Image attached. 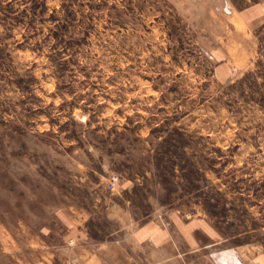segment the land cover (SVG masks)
<instances>
[{
    "label": "rangeland",
    "instance_id": "1",
    "mask_svg": "<svg viewBox=\"0 0 264 264\" xmlns=\"http://www.w3.org/2000/svg\"><path fill=\"white\" fill-rule=\"evenodd\" d=\"M221 1L0 0V264L170 213L264 264V14L223 46Z\"/></svg>",
    "mask_w": 264,
    "mask_h": 264
},
{
    "label": "crops",
    "instance_id": "2",
    "mask_svg": "<svg viewBox=\"0 0 264 264\" xmlns=\"http://www.w3.org/2000/svg\"><path fill=\"white\" fill-rule=\"evenodd\" d=\"M241 7L234 0H222L213 11L228 20L223 25V46L236 42L241 31L250 30L251 21L264 14L262 0ZM225 52L222 49V53ZM128 240L131 245L122 239L104 245L102 261H97L98 251L93 254L96 263L240 264L238 249L224 246L221 232L204 216L185 218L181 214L170 213L154 217L136 226Z\"/></svg>",
    "mask_w": 264,
    "mask_h": 264
}]
</instances>
